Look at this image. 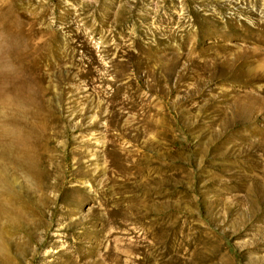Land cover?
<instances>
[{"label":"rangeland","instance_id":"rangeland-1","mask_svg":"<svg viewBox=\"0 0 264 264\" xmlns=\"http://www.w3.org/2000/svg\"><path fill=\"white\" fill-rule=\"evenodd\" d=\"M0 29V264H264V0H0Z\"/></svg>","mask_w":264,"mask_h":264},{"label":"clouds","instance_id":"clouds-1","mask_svg":"<svg viewBox=\"0 0 264 264\" xmlns=\"http://www.w3.org/2000/svg\"><path fill=\"white\" fill-rule=\"evenodd\" d=\"M15 39L8 31L0 29V77L15 75L18 65L13 59L15 50ZM4 110L0 107V117H3Z\"/></svg>","mask_w":264,"mask_h":264},{"label":"bare ground","instance_id":"bare-ground-1","mask_svg":"<svg viewBox=\"0 0 264 264\" xmlns=\"http://www.w3.org/2000/svg\"><path fill=\"white\" fill-rule=\"evenodd\" d=\"M259 25V24H258ZM260 25H262L263 26V24L262 23H260ZM164 143V142H163ZM2 155V154H1Z\"/></svg>","mask_w":264,"mask_h":264}]
</instances>
